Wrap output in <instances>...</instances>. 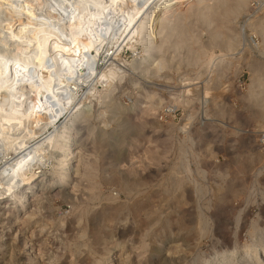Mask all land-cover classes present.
<instances>
[{
    "label": "rangeland",
    "instance_id": "rangeland-1",
    "mask_svg": "<svg viewBox=\"0 0 264 264\" xmlns=\"http://www.w3.org/2000/svg\"><path fill=\"white\" fill-rule=\"evenodd\" d=\"M247 1L237 20H225L231 23L219 18L212 23L209 13L200 17L195 8L201 1L195 2L197 7H189L193 13L182 19L178 30L167 26L159 34L161 48L153 60L132 71L128 81L84 118L88 127L81 134L83 151L77 152L78 173L65 195L48 199L47 192L35 190L27 209L12 200L0 204V264H97L116 246L125 247L117 264H192L218 249L233 250L259 240L264 234V39L257 27L264 22V13L258 22L264 0ZM215 30L232 34L239 43L234 42L232 50L224 48ZM183 31L186 37L181 36ZM114 45L99 53L100 69L110 58L105 52L112 55L118 49ZM141 50L139 46L134 53L127 47L121 56L130 61ZM230 54L231 60L226 56ZM258 80H263L261 89ZM151 87L159 88L158 94L144 100L142 108L114 113L118 107H134ZM256 91L262 94L254 97ZM31 98L33 107L27 110L35 122L48 107L36 104L40 96L35 93ZM101 110L107 113L101 115ZM68 112L27 146L59 128ZM7 144L1 145L0 169L21 152L15 143ZM5 176L0 178V194L6 193ZM35 206L38 212H32ZM172 252L174 258L168 255ZM30 255L33 261L28 260Z\"/></svg>",
    "mask_w": 264,
    "mask_h": 264
},
{
    "label": "bare ground",
    "instance_id": "bare-ground-1",
    "mask_svg": "<svg viewBox=\"0 0 264 264\" xmlns=\"http://www.w3.org/2000/svg\"><path fill=\"white\" fill-rule=\"evenodd\" d=\"M195 2H200V4H197L199 8L197 10L195 8V13L198 11L199 16L201 15L202 18L207 17L209 13L208 17L213 18L212 23H216L214 21L217 18L221 21L235 19V17L237 18L238 15L246 10V5H248L247 0H0V153L5 143H12L11 145L15 143V147H11L21 149L18 157L15 155L16 158L5 160L0 169L2 173L0 174V178L3 175H6L8 178V180L3 179L5 180L3 183L7 184V187L5 188L6 193L0 194V204L4 201L8 202V200H12V202L18 203L19 207L27 209V203L31 199V194L36 192L35 190L47 192L49 199L59 197L64 193L63 191L71 187L73 179L75 178L74 176L78 173V162L81 159L78 160L77 156L81 154L79 147L82 144L80 143L82 142L81 140H83L81 139L83 137L81 134L87 126L86 120L84 119L86 115L89 118L95 104L98 103V105H101L105 103L114 88L120 87L119 85L123 81L130 79L132 71H138L143 66V63L148 62L149 59L150 61L153 60L155 50L158 47L161 48L159 45L162 42L159 40V34H162V31L168 27L169 30L170 27L177 28L178 30L182 19L193 13H191V8L189 9V7ZM194 5L197 7L196 4ZM263 13L264 10L258 22H260ZM246 16L248 15L245 14L243 19ZM202 20L204 21V19ZM181 23L184 22L182 21ZM210 23L208 22V24ZM260 24L258 23L257 33L258 35H262L263 37H261L264 39V22L261 26ZM222 27L226 26L222 25ZM222 27L220 26V29ZM254 27L252 26V28ZM216 29H218L217 26ZM213 32H216L217 37H220L221 40L223 39V41H219L223 42L225 45L224 48H234V42H238L235 41L231 33V36H229L222 30H215ZM226 32L228 33V31ZM181 36L186 37V32L183 31ZM108 44H115L114 46L118 49L112 55H110V50L105 52V56L110 58L107 59V63L103 69H100L98 55L102 48L107 47ZM139 46L142 50L132 60L126 61L121 56L124 48L128 47V49L136 53ZM197 52L200 53L199 51ZM202 53L200 54L204 55V52ZM200 54L198 55L200 56ZM226 56L230 59L231 54ZM211 58L213 57L211 56ZM159 61H161V58L156 61L158 62L156 63L158 69L159 66H162ZM162 61L164 62L163 59ZM197 61L201 63L199 62L201 60L198 59ZM205 62L209 64V61H204L203 64H206ZM203 66L207 67V65H202L201 67ZM146 68L148 69V67ZM141 71L143 73V69ZM258 81L260 85H258L257 81V84H255L261 89V81L263 80ZM84 88H87V91L82 94ZM156 90H159V88L151 87L145 90L134 107L128 108L122 106L116 109L114 108V113L135 112L142 108V102L144 100L153 98L154 95L158 94ZM261 92L256 91L253 96H259V94H262ZM34 93L40 96V100L39 102L36 101V104L42 103V105H45L47 103L48 107V110L44 111V113L41 111L44 117L34 113L36 114L35 116L39 115V118L36 117L38 120L35 122L30 116L32 112L30 113L27 110L33 103L31 95ZM174 94L176 93H173V96ZM180 94L183 96L184 93ZM32 107L33 105L30 106L29 110ZM42 108L44 107L42 106ZM36 111L38 112V110ZM66 111H69V115L59 128L50 132L44 139L36 140L37 142L34 145L27 146L29 142L45 133V130L53 125L57 117L63 115ZM106 113V110H101L100 114L104 115ZM32 117L34 119V116ZM8 147L10 148V146ZM8 150L6 149L5 151L8 152L7 154H10V150ZM77 152L79 155H77ZM5 157L7 159L8 155ZM74 190L76 189L74 188ZM38 200L40 198L36 201ZM36 201L34 200L33 203ZM40 204L42 203L40 202ZM34 208L32 212H35L37 206ZM36 214L33 213V215ZM30 216L28 218L32 220L34 216L32 218ZM22 221L23 223L25 222V220ZM236 222L240 221L236 220ZM256 230L254 232L255 235ZM204 232L203 235L205 234ZM25 238L27 239V236ZM116 247L109 250L106 258L103 261L99 260L97 264H117L125 247H121L120 249ZM173 254L174 252L168 255L173 257ZM28 260L33 261L31 255L28 257ZM197 262L198 264H264V234L260 236L258 241L253 242L251 245H236L233 250L226 247L225 249H218L203 258L201 256L198 257Z\"/></svg>",
    "mask_w": 264,
    "mask_h": 264
},
{
    "label": "built area",
    "instance_id": "built-area-1",
    "mask_svg": "<svg viewBox=\"0 0 264 264\" xmlns=\"http://www.w3.org/2000/svg\"><path fill=\"white\" fill-rule=\"evenodd\" d=\"M263 142H264V133H263Z\"/></svg>",
    "mask_w": 264,
    "mask_h": 264
}]
</instances>
